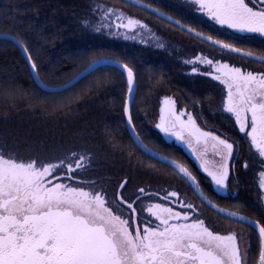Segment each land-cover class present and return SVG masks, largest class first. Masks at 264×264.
<instances>
[{
    "label": "snow or ice",
    "instance_id": "obj_1",
    "mask_svg": "<svg viewBox=\"0 0 264 264\" xmlns=\"http://www.w3.org/2000/svg\"><path fill=\"white\" fill-rule=\"evenodd\" d=\"M257 2L260 5L258 9L253 0H187L198 13L216 24L226 25L238 33L264 36V0ZM107 12L115 14L112 9ZM134 26L146 27L131 18L124 25L129 28ZM102 27L103 24L96 30L100 31ZM3 38L13 39L7 35ZM207 39L211 40V37ZM212 43L242 56L258 58L220 40ZM103 59L93 61L90 67ZM207 64L214 68V79L227 86V112L235 115L242 132L250 127L251 131H247L246 135L259 155L264 157V73L245 72L240 67L211 59L207 60ZM122 67L127 71L131 94L133 70L127 65ZM32 69H36L34 63ZM165 104L168 105V118L162 108L160 123L155 125L162 132H173L178 124L181 129L189 125L195 127L191 114H188L185 123L181 119L185 113L177 115L172 110L174 101L166 97ZM124 110L129 113L127 104ZM128 123L131 125L130 115ZM196 131L200 136L212 137L217 142L213 145L217 155H222L225 160L231 157L232 143L212 133ZM175 134L183 139L180 132ZM77 155L72 153L64 159L56 158L57 162H45L39 157L24 160L0 151V264H241L237 234H216L209 230L204 220L195 216L190 218L188 211H195L190 203L182 205L187 209L183 214L158 204L149 205L147 213L159 222L145 219L142 228L138 224L133 227L138 220L136 209L122 197L113 202L107 199L103 189L86 191L84 186L54 182L69 179L77 185L95 183L73 179V173L85 167L90 160L84 155H79L77 159ZM68 160H72L74 166L73 163H66ZM176 167L198 190L196 178L183 166ZM61 170L66 172L64 177L56 175ZM204 171L217 186L227 187L229 170L225 164L221 163L216 170H209L205 165ZM261 187L264 188V185ZM139 192L151 197L143 188ZM169 196L176 197L177 193L172 192ZM139 199L140 196L137 197ZM118 204L127 205L128 218H122L125 213ZM228 215L235 216L236 213L229 212ZM190 219L191 222H188ZM259 231L264 240V227H260ZM260 264H264V245L260 252Z\"/></svg>",
    "mask_w": 264,
    "mask_h": 264
},
{
    "label": "trees",
    "instance_id": "obj_2",
    "mask_svg": "<svg viewBox=\"0 0 264 264\" xmlns=\"http://www.w3.org/2000/svg\"><path fill=\"white\" fill-rule=\"evenodd\" d=\"M123 8L116 0H0V34L24 46L45 86L65 84L98 59L126 64L136 83L131 121L143 141H155L157 132L138 124L155 117L161 96L198 97L202 88L185 82L163 54L138 43L137 35L115 29V14ZM127 93L124 73L112 66L99 67L64 90H45L18 46L0 39V142L13 149L77 153L107 160L106 168L131 171L126 157L135 152L124 118Z\"/></svg>",
    "mask_w": 264,
    "mask_h": 264
},
{
    "label": "flooded vegetation",
    "instance_id": "obj_3",
    "mask_svg": "<svg viewBox=\"0 0 264 264\" xmlns=\"http://www.w3.org/2000/svg\"><path fill=\"white\" fill-rule=\"evenodd\" d=\"M140 1L168 18L123 0H116L117 3L124 4L125 8L121 10V15L137 17L146 27L136 26L131 31L120 26L121 22H119L115 29L123 35L133 34L135 37L139 34L144 35L145 42L140 43L141 45L158 50L163 54L164 62L169 67H173L185 82L198 84L202 91L200 89L198 97L180 92L176 95L171 93L161 96L155 117H149L146 119L148 122L138 124L139 128L149 126L154 129L159 135V137L156 136L155 141H143L131 121L139 137L137 141L134 140L126 126L133 145L131 150L135 152L126 157L127 163L133 167L131 171L124 172L120 168L114 170L112 165L106 168L107 160L96 161V157L91 156L85 167L73 173V179L95 182L94 184L77 185L69 179L54 182L71 183L73 187L84 186L86 191L103 189L107 193V199L113 202L122 197L136 209L135 215L138 220L133 227L138 224L142 228V222L145 219L159 222L147 213L149 205L158 204L162 208H171L174 212L183 214L187 209L182 205L190 203L195 209L194 212L188 211L190 218L195 216L204 220L209 230L216 234L227 235L230 232L237 234V243L242 253L241 264H260V252L264 245L259 231L260 227H264V189L261 187L264 185V175H261L264 173V157L259 155L258 150L252 146L250 137L246 135L247 131H251L250 127L242 132L235 121V115L224 109L225 87L213 78L214 69L207 64V60L227 62L247 72L264 73V36L256 33H238L227 26L216 24L202 13H198L187 3V0ZM253 3L256 4L257 9L260 7L257 0H253ZM208 37H211V41L207 39ZM212 40L231 44L245 53L251 52L258 58L253 59L236 54L213 44ZM197 57L200 59L197 60ZM194 67L195 72H193ZM179 94H181L180 97L177 96ZM166 96L175 100L177 112L185 113L184 117L191 114L201 131L212 133L213 136L233 144L234 149L228 164L229 178L224 194L215 189L212 180L202 172L195 158L174 141H166L157 131L155 125L159 118V105L161 99ZM248 116L250 118V113ZM0 151L24 160L39 157L45 162H57L56 158L64 159L54 150L50 155L44 151L37 155L20 148L13 149L3 141L0 142ZM70 156L71 154L68 155ZM66 163H73V161L69 160ZM177 165L183 166L196 178L198 190L195 184L179 172ZM56 175L64 177L66 172L61 170ZM122 185H124L123 188ZM140 188H143L145 193L151 194V197L141 194ZM172 192L177 193V196L170 197L169 194ZM138 196L141 199L137 200ZM165 197L169 198L165 199ZM117 206L121 207L125 213L122 218H128L127 205L118 204ZM220 209L224 211L221 212ZM229 212H234L236 215L229 216ZM188 222H191V219Z\"/></svg>",
    "mask_w": 264,
    "mask_h": 264
},
{
    "label": "water",
    "instance_id": "obj_4",
    "mask_svg": "<svg viewBox=\"0 0 264 264\" xmlns=\"http://www.w3.org/2000/svg\"><path fill=\"white\" fill-rule=\"evenodd\" d=\"M123 1L128 2V3L132 4V5H136L138 7H141L143 9H145V10H148V11H151V12H155V13H157L159 16H161L163 18H166V19L168 18L164 14L160 13L158 10H156V9L152 8L151 6L143 3L140 0H123ZM154 10H156V11H154ZM125 18H126V20L124 22L121 21V23H120V26H122V27H124V25H127L129 18L132 19V17H125ZM223 26H226V25H223ZM245 33H247V32H245ZM242 34H244V33H242ZM256 34H258V33H256ZM5 35H7V34H0V39H4L3 37ZM258 35H260V34H258ZM7 36L12 37L10 35H7ZM12 38L13 39H10V40H12L18 46V48L20 49L23 57L26 60L27 65L29 66V69H30V72H31V74L33 76L34 81L36 82V84L38 86H40L41 88H44L45 90L60 91V90H64L66 88H69L70 86H72L75 83H77L81 78L85 77L89 73L93 72L95 69H97L99 67H102V66H112V67H115V68H118L119 70H121L124 73V75H125L126 82H127V85H128L127 71L122 67L123 65H126V64H124V63H122V62H120L118 60L112 59V58H105V59H103V61L101 63H97V64H95L92 67H90V65H92V63L89 64L84 70H82V72H80L78 75H76L71 80H69L68 82H66L65 84H63L61 86H57V87L45 86L40 81L39 77L37 78L36 69H35V71L32 69V64L33 63L31 61V59H29L30 56L28 55V53H27L26 49L24 48V46L15 37H12ZM101 60L102 59H98L96 61H101ZM219 62L227 63V62H222V61H219ZM227 64H229V63H227ZM229 66H234V65H229ZM234 67H237V66H234ZM242 71H243V69H242ZM245 72H247V71H245ZM213 75L214 76L216 75L215 71H214ZM214 76H213V78H214ZM217 81L219 83H221L225 87V95H224V99H223L224 105L223 106H224V109L226 110L225 103H226L227 92H228L227 86L224 83H222L221 80H217ZM132 87H133V91H132L131 94L128 91L126 102H125V105L127 104L128 107H129V113L126 114L125 110H124V116H125V123H126V126H127L128 130H129L130 134L133 136V139L137 141V135H136V133H135L133 127H132V123H131V125L128 123V116L130 115V109H131L133 97H134V94H135V91H136V83H135L134 74H133V85H132ZM128 88H129V85H128ZM166 97L170 98L172 101H174V104L172 105V110L177 115H180L181 113H183V112H177V105H176L175 100L172 97H170V96H166ZM166 97H163L161 99V102H160V105H159V118H158L157 124L160 123V116H161V109L162 108L164 109V113L163 114L165 115L166 118H168V105L165 104V98ZM124 109H125V107H124ZM181 119L185 123H187L188 116L184 117V115H183L181 117ZM235 121H236V119H235ZM196 129H199V128L196 125V121H195V127H193L192 125H189L188 127L184 128V129H181L179 127V124H178L176 129L173 132L164 133L159 128H157V131L161 133V135L163 136V138L166 141H168V142L174 141L175 144H177L180 147H182L189 155H191L193 158H195L198 166L200 167L202 172L205 173L207 176H208V173L204 171V166L205 165L209 168V170H216V168H218L221 163L225 164L228 167L230 157L227 160H225V159L222 158V155H217L215 153V151H214V148H213V145L215 143H217V142L214 141L212 139V137L200 136L199 133L196 131ZM176 132H180L181 136H183V139H181L179 136H177L175 134ZM199 132H203V131H201L199 129ZM203 133H205V132H203ZM140 147H142V145H140ZM208 177L211 179L210 176H208ZM212 183H213V185H214V187H215V189L217 191H219L222 194L225 193L226 188H221V187L217 186L213 181H212Z\"/></svg>",
    "mask_w": 264,
    "mask_h": 264
},
{
    "label": "rangeland",
    "instance_id": "obj_5",
    "mask_svg": "<svg viewBox=\"0 0 264 264\" xmlns=\"http://www.w3.org/2000/svg\"><path fill=\"white\" fill-rule=\"evenodd\" d=\"M121 13H122V11H121V10H118V11H117V14H115V17H114V18H119V22H121V21L124 22V21L126 20V18H125V16L121 15ZM137 16H138V15H137ZM132 19H133V16H132ZM134 19H135V20H138L137 17H136V18L134 17ZM138 21H139V20H138ZM140 22H141V21H140ZM112 25H113V24H112ZM116 26H118V25L116 24ZM126 28L129 29V30H131V31H133V29H135L136 26H134V27H130V28H129V27H126ZM137 42H138V43H141V44H142V42H145V37H144V35L139 34ZM34 149H35V150H32V151L28 149L27 152H28V153H31V152H32L33 154H37V155H38V154H39V152H37L38 150H37L36 148H34ZM46 151H47V152H46ZM51 151H52V150L49 149V148H48L47 150H46V149L44 150V152L49 153V155L51 154ZM29 156H31V155H29ZM66 156L68 157V155H66V154H65V155H62L63 158L66 157ZM68 161H69V160H68ZM68 161H67V162H68Z\"/></svg>",
    "mask_w": 264,
    "mask_h": 264
}]
</instances>
